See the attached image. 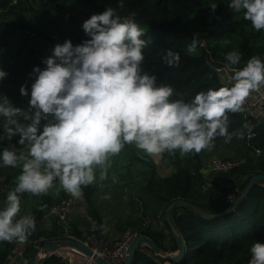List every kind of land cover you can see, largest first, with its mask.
<instances>
[{
  "label": "trees",
  "instance_id": "16d2710c",
  "mask_svg": "<svg viewBox=\"0 0 264 264\" xmlns=\"http://www.w3.org/2000/svg\"><path fill=\"white\" fill-rule=\"evenodd\" d=\"M123 2L124 7L120 8L118 0H0V68L8 73L0 82V95L9 97L14 106L26 108L28 97L21 96L19 88L26 85L30 89L27 79L30 65L37 64L43 68L42 59L51 54L57 43L70 39L75 45L87 39L82 23L106 7L116 8L122 19L134 16L135 22L145 29L148 45L143 50V66L157 75L158 82L170 84L176 90L173 99L190 101L197 92L226 85L212 65L227 64L225 56L230 51L242 53L240 65L235 66L237 68H242L254 56L264 60V31H255L242 13H234L228 7L230 0H214L218 4L215 13L208 8L210 0ZM29 10L33 13L27 16ZM14 33L19 35L18 39L7 42L6 37ZM200 39L203 44H197L196 52L189 53L188 45ZM20 40H24L22 46L15 47L14 44ZM169 48L181 56L179 64L171 68L164 65L157 54ZM229 121L230 132H245L244 139L233 138L244 144L250 128L255 134L253 145L264 152V119L251 118L250 122L238 112L229 113ZM16 139L13 138L11 143L15 144ZM8 143L3 142L5 146ZM252 152L248 147L247 153L240 156L247 158V163L237 171L242 181L240 195L253 174L264 173V159L254 157ZM203 157V151L184 156L178 151L172 155L166 153L163 159L172 165L173 170L170 175L162 177L157 173L152 158L134 146H126L119 155L111 158L108 178L83 189V199L91 217L84 226L99 233L103 222L96 207L95 196L99 187L113 195L118 206L127 202L123 207L124 219L118 218L122 233L128 230L148 236L163 252L172 253L179 251L180 242L175 237L172 244L164 245L166 227H174L184 239L185 254L176 263L169 256L155 255L149 247H144L134 254L131 264H248L252 244L264 242V186L255 185L234 210L219 215L230 205L217 204L215 198L207 201L211 188L202 189L205 180ZM20 172L19 167H0V178L7 184L16 185ZM244 175L247 177L243 178ZM7 194L0 185V208L4 207ZM22 195L24 203L21 202V208L36 220V229L25 243L26 255L32 263L38 252L37 246L45 240L59 238L58 225L53 221L51 225L46 224L43 217L51 206L68 194L61 189L53 196ZM177 198L193 204L195 208L177 205L170 214L171 220H163L164 229L153 227V220L158 221L159 213H164ZM198 209L209 211L210 216L201 214ZM116 213L118 217V210ZM83 222L76 219L70 224L71 231L79 237L82 236L79 227ZM16 245L15 241L0 242V264L8 261ZM42 264L65 262L54 254Z\"/></svg>",
  "mask_w": 264,
  "mask_h": 264
},
{
  "label": "clouds",
  "instance_id": "9594fccd",
  "mask_svg": "<svg viewBox=\"0 0 264 264\" xmlns=\"http://www.w3.org/2000/svg\"><path fill=\"white\" fill-rule=\"evenodd\" d=\"M217 7L210 0L212 13ZM228 7L264 31V0H230ZM81 27L87 39L55 44L42 59L44 67L29 73L30 89L20 86L26 108L0 95V167L21 169L0 208V242L26 243L36 229L33 215L17 218L22 194H48L58 180L60 189L82 199L84 188L108 178L111 158L126 146L158 163L166 153L211 151L218 137L225 143L244 139L243 130L229 131V113L241 112L250 96L264 91V60L254 56L237 68L242 53L230 51L220 70L230 73L226 85L197 92L190 101L173 99L176 90L143 66L148 40L134 16L122 19L116 8L106 7ZM196 50L193 40L187 51ZM157 54L169 68L181 59L171 48ZM7 76L0 68V82ZM250 253L248 264H264V242L253 243Z\"/></svg>",
  "mask_w": 264,
  "mask_h": 264
},
{
  "label": "built area",
  "instance_id": "2783aa9c",
  "mask_svg": "<svg viewBox=\"0 0 264 264\" xmlns=\"http://www.w3.org/2000/svg\"><path fill=\"white\" fill-rule=\"evenodd\" d=\"M19 35L17 33L8 35L6 41L17 40ZM203 44V43H202ZM226 64H217L212 65L213 69L220 74V77L223 76L222 81L228 83L227 77L230 73L227 71L221 72V69H224ZM245 120L251 122V118H262L264 119V91L261 93H255L248 98L244 108L239 112ZM255 134L252 133L251 137L246 136L245 144L247 147L252 149V155L254 157H259L263 154V151L253 145L252 139ZM247 163L246 157L239 158H228L226 156H221L215 154L209 157L202 166V172L205 170L207 174H204L205 180L202 184V189H208L210 187V180L208 175L210 174H226L227 178L223 181V190L219 195L223 203L227 205L233 204L240 196V184L242 183L241 178L238 176L237 171ZM260 173V172H258ZM259 184L264 186V182H259ZM0 185L3 191L9 192L15 187V185H10L4 182V179L0 178ZM21 202L24 203V197L21 195ZM77 203V199H73L70 195H67L62 201L51 206L43 217V221L46 224L51 225L52 221L58 225L59 229V238H71L78 240L84 245L92 248L94 252L101 255L105 260L110 264H122L125 260L127 254L128 245L136 233L126 231L123 233L113 245H109L105 238H103L98 232H92L89 226H82L81 229L82 236L79 237L71 231L70 224L72 222V213L73 208ZM26 211L21 208L19 216L26 215ZM164 213H159L158 222L160 229H163V220L165 219ZM43 239V238H42ZM16 242V241H15ZM17 245L13 248L8 261L5 264H36L39 259L42 257L40 252V246H37L38 252L36 253L35 259L30 263L29 257L26 255V244L16 242ZM165 246H168V241L165 240ZM147 247L143 246L142 248ZM141 248V249H142ZM65 251L57 252L56 254L62 257V260L65 264H95L83 253L79 252L76 249L65 248L61 249ZM154 253V252H153ZM155 254V253H154ZM156 255V254H155Z\"/></svg>",
  "mask_w": 264,
  "mask_h": 264
},
{
  "label": "water",
  "instance_id": "95a60500",
  "mask_svg": "<svg viewBox=\"0 0 264 264\" xmlns=\"http://www.w3.org/2000/svg\"><path fill=\"white\" fill-rule=\"evenodd\" d=\"M196 42H197V44L201 45L203 43V40L200 39ZM259 182H264V173L253 174L249 178V180H248L244 190L242 191L240 197L233 204H231L226 211L219 213V215L226 214V213H229L230 211L234 210L237 207V205L241 202V200L244 199L248 195L250 190L255 185L259 184ZM81 201H82V204L84 205V207H86L87 205H86V202L84 201L83 198L81 199ZM177 205H183L189 209L195 208L193 204L186 202L183 199L177 198L174 201H172L171 204L165 209L164 215H165L166 219L171 220L170 214H171L172 210ZM178 240L180 242L179 251L177 253H175V255H170V254H167L166 252H163L160 249V247L157 246L150 237L143 236V235L136 233V234H134V236L132 237V239L128 245L127 254H126L125 260L122 264H131L134 254L138 250H140L143 246L149 247L151 249V251L154 252L156 255L169 256L171 258V260L174 263H176V262L180 261L185 254V243H184L183 237L180 234L178 235ZM65 248H72V249L78 250L79 252H81L85 256H87L89 259H91V261L94 262L95 264H110L101 255L94 252L92 250V248H90L87 245H84L83 243L79 242L78 240L71 239V238H56V239L45 240L43 242V244L40 246V252L42 254V257L39 259V261L36 264H42L46 258L50 257L51 255L56 254L59 250L65 249Z\"/></svg>",
  "mask_w": 264,
  "mask_h": 264
},
{
  "label": "crops",
  "instance_id": "0c3cea01",
  "mask_svg": "<svg viewBox=\"0 0 264 264\" xmlns=\"http://www.w3.org/2000/svg\"><path fill=\"white\" fill-rule=\"evenodd\" d=\"M204 161H205V156L203 157V163H204ZM154 163L156 165L157 173L160 176L166 177V176L171 174L173 167L171 164L170 165L166 164L163 161V158L160 159V161L158 163L154 160ZM203 174H207V172L205 170H203ZM208 177L210 180L211 195L209 196L207 201L215 198V199H217V204H220L221 197H219V195L222 193L223 181L225 178H227V175L226 174H210V175H208ZM246 177H247L246 175L243 176V178H246ZM55 188H56V186L53 189H50L48 194L55 193L57 191V189H55ZM107 193H105L103 191V193L101 195H96V207L98 208L99 212L101 213L102 221H103L101 226H100L99 233L106 240L111 241L110 240L111 238H116V237H118V235L121 236L125 232L122 233L119 230V227H118V222H119L118 218L119 217H116V215L114 214L115 208L118 206L117 203L115 202L116 200L113 197V195L111 196L110 194H107ZM105 197H108V198L106 199ZM110 207H111V209L113 208V210L108 215L107 211L108 212L110 211ZM198 210L200 213L202 211H204V213H201V214H203L205 216H210L209 211L204 210V209H198ZM106 214L108 216H106ZM72 215H73V217H72L73 221L76 219L80 220V221L81 220L84 221L83 223H80V226H83L86 224V222L91 221V217L88 216V213H87V208L84 207L81 199L77 200V203L73 208ZM124 216H125V214H124ZM106 221L109 222L108 226H106L104 224V223H106ZM152 225H153V227L160 229L158 221L153 220ZM164 228H165V225H164L163 229ZM178 235H179V233L177 232V230L174 227H171V229H168V227H166L165 236H166V240L168 241L169 244H172L174 238L175 237L178 238Z\"/></svg>",
  "mask_w": 264,
  "mask_h": 264
},
{
  "label": "rangeland",
  "instance_id": "374dc122",
  "mask_svg": "<svg viewBox=\"0 0 264 264\" xmlns=\"http://www.w3.org/2000/svg\"><path fill=\"white\" fill-rule=\"evenodd\" d=\"M33 13V10H29L27 13H26V15L27 16H30L31 14ZM36 15V14H35ZM10 18L11 19H13L14 18V16H10ZM17 42V41H16ZM22 43H24V40H20L19 42H17V43H15L14 44V46L16 47H20V46H22ZM34 66H38L37 64H31L30 65V67L27 69V75H28V77H27V79H28V81H29V84L31 85V83H32V79L29 77V73H31V71H32V69H33V67ZM215 147L211 150V151H203V154H204V156H205V161L209 158V157H211V156H213V155H215V154H218V155H221V156H226V157H228V158H238V157H240V156H242V155H244L245 153H247V151H248V147L246 146V144L244 143L243 144V142L242 141H240V140H238V139H235V138H233L232 139V141L230 142V143H225L224 142V138H222V137H218L216 140H215ZM260 159H264V152H263V154L260 156ZM154 161V160H153ZM163 161L166 163V164H168V165H170V163L168 162V161H166V160H164L163 159ZM204 161V162H205ZM56 189H57V191L55 192V193H50V194H52L51 196H53V195H55V194H57V192H60V186H59V182H57L56 183ZM96 195H101L102 193H103V190L101 189V188H99L98 187V189H97V191H96ZM96 197V196H95ZM220 197V196H219ZM124 203H127V202H124ZM124 203H122L121 204V206H118V207H116L115 208V211H114V214L117 216V210H118V217L120 218V219H124V209H123V207H124ZM120 204V203H119ZM220 204H224L223 203V201H222V199H221V201H220ZM229 207V206H228ZM125 208V207H124ZM113 210V208L111 209V207H110V211L108 212L107 211V214L109 215V213L111 212ZM201 213H204V211H202ZM106 214V216H108ZM114 215V216H115ZM106 226H108L109 225V222H107L106 221V223H104ZM49 225V224H48ZM84 226V225H83ZM82 226H80V228H81ZM100 234V233H99ZM103 237V236H102ZM120 236L118 235V237H116V238H111L110 240L111 241H108V240H106L105 239V242L107 241V243L109 244V245H113V243L119 238ZM104 238V237H103ZM113 240V241H112ZM167 254H170V255H175V253H177V252H168V251H165ZM61 253H63V252H61ZM165 264H169L168 262H166Z\"/></svg>",
  "mask_w": 264,
  "mask_h": 264
},
{
  "label": "bare ground",
  "instance_id": "6f19581e",
  "mask_svg": "<svg viewBox=\"0 0 264 264\" xmlns=\"http://www.w3.org/2000/svg\"><path fill=\"white\" fill-rule=\"evenodd\" d=\"M61 251H65V250H60L59 252H61Z\"/></svg>",
  "mask_w": 264,
  "mask_h": 264
}]
</instances>
